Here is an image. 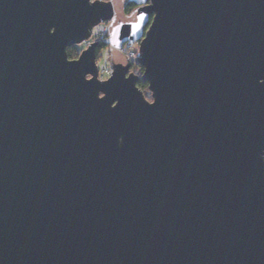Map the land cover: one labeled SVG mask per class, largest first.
Wrapping results in <instances>:
<instances>
[{
  "label": "water",
  "instance_id": "95a60500",
  "mask_svg": "<svg viewBox=\"0 0 264 264\" xmlns=\"http://www.w3.org/2000/svg\"><path fill=\"white\" fill-rule=\"evenodd\" d=\"M134 2L0 0V264H264V0Z\"/></svg>",
  "mask_w": 264,
  "mask_h": 264
},
{
  "label": "rangeland",
  "instance_id": "374dc122",
  "mask_svg": "<svg viewBox=\"0 0 264 264\" xmlns=\"http://www.w3.org/2000/svg\"><path fill=\"white\" fill-rule=\"evenodd\" d=\"M126 1L127 0H112L113 7H114V13H115V18L113 20V23H115L117 20H129V19H133L135 17L134 16L135 8L132 10V12L126 11V9H125ZM107 25H108V28L111 27L110 22H107ZM104 26H105L104 24L94 26L93 33L89 37V41L93 40L95 37H96V40H99L100 38H102V39L106 38L109 30L106 34H103L102 30H103ZM87 43H88V41H84V42H81L79 44L82 46V48H84ZM130 46H131V44L124 45V46L122 45V47L115 48V47H112V46L106 44V46L102 49L97 48L96 49V63L98 65V69H99L98 70V77L106 78L108 76V74H110L111 68H112V66H111L112 62L121 61V62L125 63L128 60L130 62V67H131L132 63H133L131 58H134V60H135V56H136V52H137V48H138V43L136 45H134L133 47H130ZM141 69L143 70V68H141ZM132 71H134V70L132 69ZM135 73L137 75H141L142 71L139 72V74L137 72H135ZM147 88H148V86H147Z\"/></svg>",
  "mask_w": 264,
  "mask_h": 264
},
{
  "label": "trees",
  "instance_id": "16d2710c",
  "mask_svg": "<svg viewBox=\"0 0 264 264\" xmlns=\"http://www.w3.org/2000/svg\"><path fill=\"white\" fill-rule=\"evenodd\" d=\"M137 4L134 2V0H127L125 3V9L127 12H132V10L135 8ZM96 39V37L94 38ZM106 46V43L104 42V39L100 38L97 40V47L102 49ZM82 49V46L80 44H72L66 48L67 55L69 58H74L79 54V51ZM133 61L132 63V69L134 72H141V66L134 60V58H131ZM137 85L142 88V91L146 98L151 99V93L149 92L147 88V82L142 80L140 77L137 80Z\"/></svg>",
  "mask_w": 264,
  "mask_h": 264
},
{
  "label": "built area",
  "instance_id": "2783aa9c",
  "mask_svg": "<svg viewBox=\"0 0 264 264\" xmlns=\"http://www.w3.org/2000/svg\"><path fill=\"white\" fill-rule=\"evenodd\" d=\"M101 24H104V25H105L104 28H103V30H102V33H103V34H106V33L108 32V30H109L108 25H107L106 22H103V23H101Z\"/></svg>",
  "mask_w": 264,
  "mask_h": 264
},
{
  "label": "flooded vegetation",
  "instance_id": "af4514ba",
  "mask_svg": "<svg viewBox=\"0 0 264 264\" xmlns=\"http://www.w3.org/2000/svg\"><path fill=\"white\" fill-rule=\"evenodd\" d=\"M107 23V22H106ZM137 43L135 42V43H133V44H131V46L130 47H133L134 45H136ZM124 45H129L127 42H125V43H123V46ZM98 48V47H97ZM141 66V65H140ZM141 68H142V66H141ZM130 70H132V66L130 67ZM142 71V70H141Z\"/></svg>",
  "mask_w": 264,
  "mask_h": 264
},
{
  "label": "bare ground",
  "instance_id": "6f19581e",
  "mask_svg": "<svg viewBox=\"0 0 264 264\" xmlns=\"http://www.w3.org/2000/svg\"><path fill=\"white\" fill-rule=\"evenodd\" d=\"M103 39H105V38H103ZM138 76L140 77V75H138ZM139 77H138V78H139ZM136 83H137V82H136Z\"/></svg>",
  "mask_w": 264,
  "mask_h": 264
}]
</instances>
